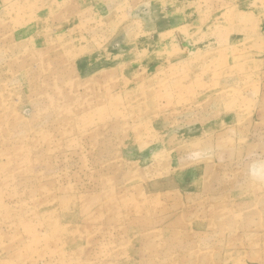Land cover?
<instances>
[{
    "label": "rangeland",
    "instance_id": "374dc122",
    "mask_svg": "<svg viewBox=\"0 0 264 264\" xmlns=\"http://www.w3.org/2000/svg\"><path fill=\"white\" fill-rule=\"evenodd\" d=\"M0 264H264V0H0Z\"/></svg>",
    "mask_w": 264,
    "mask_h": 264
}]
</instances>
